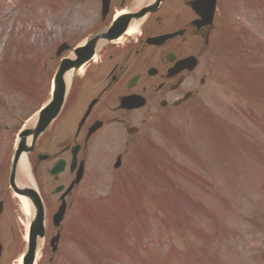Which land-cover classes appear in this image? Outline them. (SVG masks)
Returning a JSON list of instances; mask_svg holds the SVG:
<instances>
[{"label": "rangeland", "instance_id": "rangeland-1", "mask_svg": "<svg viewBox=\"0 0 264 264\" xmlns=\"http://www.w3.org/2000/svg\"><path fill=\"white\" fill-rule=\"evenodd\" d=\"M68 1L0 0L4 264H14L23 251L31 216L3 189L15 131L49 97L58 44L98 10L96 0ZM237 3L233 22L223 25L224 32L231 29L222 41L224 63L199 99L204 108L180 118L168 136L154 134L132 151L122 173L136 172L139 182L116 184L115 173L104 169L88 178L92 186L78 193L87 206L73 205L70 238L55 264H238L241 258L229 255L239 253L240 244L242 256L253 254L250 259L264 264V2Z\"/></svg>", "mask_w": 264, "mask_h": 264}, {"label": "flooded vegetation", "instance_id": "flooded-vegetation-1", "mask_svg": "<svg viewBox=\"0 0 264 264\" xmlns=\"http://www.w3.org/2000/svg\"><path fill=\"white\" fill-rule=\"evenodd\" d=\"M194 1L96 0V18L67 37L64 58L70 59L96 35L98 41L94 57L73 78L59 117L30 154L34 174L56 197L52 205L44 201L51 216L63 198L71 208L96 146L119 135L124 145L149 139L214 86L224 16L237 11L239 0H217L211 21ZM127 154L116 156L119 167Z\"/></svg>", "mask_w": 264, "mask_h": 264}, {"label": "water", "instance_id": "water-1", "mask_svg": "<svg viewBox=\"0 0 264 264\" xmlns=\"http://www.w3.org/2000/svg\"><path fill=\"white\" fill-rule=\"evenodd\" d=\"M83 61L80 62L78 64V66L81 63H83ZM68 68L69 67L64 63L62 65V67L60 68V70L58 71V74H57L56 79H55V88H56V90H55V98H54L55 100L45 110L42 111V113H41L42 116L40 117L39 123H38V126H37V127H40V128H36L35 132H33L32 129L25 130L24 133L21 135L22 142H21V144L19 146V149L17 151L16 160L18 159L20 153L23 150L29 151L31 149L26 144L25 137L28 134L33 133L34 134L33 142H34L36 137L38 136V134L49 124L51 119L54 118V116L57 114L58 109H59V107H60V105L62 103V100H63V95H64V91H63V87H64L63 74ZM15 190L18 193H23V194L25 193V195H29L30 194L34 198V200H36L34 193L30 189H27V190L23 191V190H20L19 188L15 187ZM34 249H35V245L32 244V250L34 251ZM31 261H32V258L30 259V263L29 264H31Z\"/></svg>", "mask_w": 264, "mask_h": 264}, {"label": "bare ground", "instance_id": "bare-ground-1", "mask_svg": "<svg viewBox=\"0 0 264 264\" xmlns=\"http://www.w3.org/2000/svg\"><path fill=\"white\" fill-rule=\"evenodd\" d=\"M18 179H20V181H27V182L32 181L31 174L29 171V163L24 155L21 157L19 161V178ZM21 199H22L24 207L28 211H31L32 208H31L29 201L24 197H21Z\"/></svg>", "mask_w": 264, "mask_h": 264}]
</instances>
